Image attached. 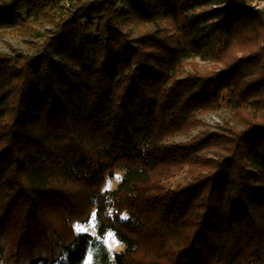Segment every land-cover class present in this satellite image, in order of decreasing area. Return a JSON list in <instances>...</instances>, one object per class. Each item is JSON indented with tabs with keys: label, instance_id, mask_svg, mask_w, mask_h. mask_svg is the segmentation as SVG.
Wrapping results in <instances>:
<instances>
[{
	"label": "trees",
	"instance_id": "trees-1",
	"mask_svg": "<svg viewBox=\"0 0 264 264\" xmlns=\"http://www.w3.org/2000/svg\"><path fill=\"white\" fill-rule=\"evenodd\" d=\"M59 1L0 0V28L42 39L0 53V264H264V10ZM223 106L246 120L225 155L172 139Z\"/></svg>",
	"mask_w": 264,
	"mask_h": 264
},
{
	"label": "rangeland",
	"instance_id": "rangeland-1",
	"mask_svg": "<svg viewBox=\"0 0 264 264\" xmlns=\"http://www.w3.org/2000/svg\"><path fill=\"white\" fill-rule=\"evenodd\" d=\"M82 0H60L58 6L54 8L53 18L57 21L63 20L71 12V9L77 2ZM249 2L257 9L264 10V0H249ZM215 6V5H213ZM35 28L45 30L53 27L49 21L43 20L37 23H32ZM152 27V26H150ZM24 25L17 24L9 27L0 28V53H12L23 52L25 54H35L39 50V42L42 41L41 37L33 35L31 30L27 29ZM195 61L207 64L211 68L213 63L202 60L199 56L195 58ZM217 69V68H216ZM202 122L194 129L182 132L175 135L172 139L176 141H189L197 136H205L206 146L203 148L202 153L207 154L209 157H221L228 151L227 141L229 136L237 131H241L246 126L245 118L239 117L234 110L230 107L223 106L217 109L208 110L199 115ZM187 168L178 172L174 181H181L186 173ZM122 173L116 171L113 176H109L105 184L106 189H111L116 186L121 178ZM95 212L93 211L89 221L84 223H75V229L83 227L87 228L92 234H96V220L93 217ZM110 251L122 249L124 246L116 239L114 233L109 231L103 238ZM92 256V255H91ZM89 260V254L84 264H91Z\"/></svg>",
	"mask_w": 264,
	"mask_h": 264
},
{
	"label": "snow or ice",
	"instance_id": "snow-or-ice-1",
	"mask_svg": "<svg viewBox=\"0 0 264 264\" xmlns=\"http://www.w3.org/2000/svg\"><path fill=\"white\" fill-rule=\"evenodd\" d=\"M93 217H95V214H93ZM77 231L78 232H81V233H86L88 231V229L87 228L80 227V228H77ZM62 259H66V257L65 258H62ZM91 259H92V256H91V254H89V260H91ZM56 264H60V261L57 260Z\"/></svg>",
	"mask_w": 264,
	"mask_h": 264
}]
</instances>
